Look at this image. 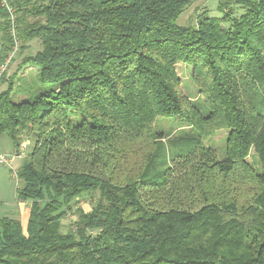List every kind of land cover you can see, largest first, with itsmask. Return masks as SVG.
<instances>
[{
    "label": "trees",
    "instance_id": "trees-1",
    "mask_svg": "<svg viewBox=\"0 0 264 264\" xmlns=\"http://www.w3.org/2000/svg\"><path fill=\"white\" fill-rule=\"evenodd\" d=\"M193 1L0 0V66L16 40L40 44L0 91V136L17 155L33 144L17 172L27 227L0 220V264H264V0L179 26ZM29 67L51 87L16 102ZM160 117L189 135L168 148ZM219 131L223 158L205 145Z\"/></svg>",
    "mask_w": 264,
    "mask_h": 264
},
{
    "label": "rangeland",
    "instance_id": "rangeland-1",
    "mask_svg": "<svg viewBox=\"0 0 264 264\" xmlns=\"http://www.w3.org/2000/svg\"><path fill=\"white\" fill-rule=\"evenodd\" d=\"M4 4V3H3ZM2 4V5H3ZM219 0H194L190 6H188L182 15L177 20L179 26L188 27V26H197L198 15L197 11L202 12L207 10L210 17H220L221 13L218 10ZM238 11V10H237ZM241 13V12H240ZM3 19L0 17V22ZM10 35L14 37L12 29L10 30ZM4 33L0 30V51L2 49L1 43ZM15 40V39H14ZM40 49V44L37 41L30 43L29 49L26 50L23 54L21 52V46L17 48L16 43L10 45V50L8 51V57L12 55V60L5 71V79L2 83L0 81V91L5 90L10 83V80L19 72V66L22 62V57L25 54H35L36 51ZM6 59V61H7ZM5 61V62H6ZM190 67V66H189ZM184 65L178 66V73L183 81V90L184 92L192 96H199L198 88L193 84L192 80H189L191 68ZM36 76V69L29 67L24 71H20L18 77L15 78V90H14V99L16 102H19L17 99L22 98V96L34 98L40 92L49 90L51 86H44L39 79H34ZM187 91V92H186ZM156 128L158 131H163L170 137L168 140V148L172 146L174 141H177L186 138L189 135V131L182 127L179 117H160L156 122ZM226 143H227V132L219 131L213 135L210 139L205 142L207 147L212 148L218 153L220 158H223L224 152L226 153ZM31 143L25 142L22 147L19 149V154L17 155V150L14 147L12 141L6 136H0V153L5 154L12 152L13 157L12 167L7 165H0V220L4 217L10 218H19L22 217L24 220L30 213V203L26 202V205H22V202L19 201L17 197V188L21 185V181L18 176L15 174L19 171L20 167L25 161V157L31 152L32 145ZM248 161L257 169H260L258 163V157L252 151ZM93 201H96L93 200ZM92 200L90 197L84 196L78 201V206L82 207L85 212H90L92 209ZM22 206V207H21ZM78 221L77 215H68L64 219V231L75 229V224ZM24 226V229L27 227V222Z\"/></svg>",
    "mask_w": 264,
    "mask_h": 264
},
{
    "label": "built area",
    "instance_id": "built-area-1",
    "mask_svg": "<svg viewBox=\"0 0 264 264\" xmlns=\"http://www.w3.org/2000/svg\"><path fill=\"white\" fill-rule=\"evenodd\" d=\"M12 32H13L14 38H15L16 35H15V31L13 29H12ZM16 45H17V48L20 45V43L17 40H16ZM11 56L12 55H10L9 58L7 59V61L2 66H0V77L6 71L7 67L10 65L11 60H12ZM12 163H13V157L11 155L0 153V165H7L9 167H12ZM15 176L17 177V174H15Z\"/></svg>",
    "mask_w": 264,
    "mask_h": 264
},
{
    "label": "crops",
    "instance_id": "crops-1",
    "mask_svg": "<svg viewBox=\"0 0 264 264\" xmlns=\"http://www.w3.org/2000/svg\"><path fill=\"white\" fill-rule=\"evenodd\" d=\"M5 154H13L12 152H10V153H6V152H4ZM22 205H23V203H22ZM24 205H26V203H24ZM22 207V206H21ZM28 218H29V214H28V216L26 217V219L24 220L22 217H20V215H19V220L21 221V223H22V225H23V227L24 226H26L25 224H26V222L28 223Z\"/></svg>",
    "mask_w": 264,
    "mask_h": 264
}]
</instances>
